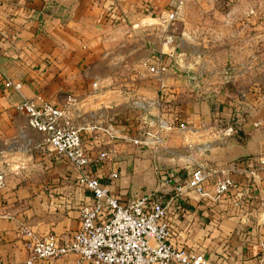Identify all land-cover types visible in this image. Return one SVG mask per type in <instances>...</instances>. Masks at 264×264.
Returning a JSON list of instances; mask_svg holds the SVG:
<instances>
[{
    "label": "crops",
    "instance_id": "1",
    "mask_svg": "<svg viewBox=\"0 0 264 264\" xmlns=\"http://www.w3.org/2000/svg\"><path fill=\"white\" fill-rule=\"evenodd\" d=\"M168 3L0 0V264H24L28 251L19 227L35 236L54 233L67 237L79 225L80 205L90 201L76 171L45 150L35 134L27 137L24 118L13 111V104L22 98L40 95L59 105L65 93L82 97L91 91L93 82L97 84L96 94L81 105L84 110L97 111L110 105L106 112L116 138L109 141L83 135L82 144L89 155L115 150L113 163L91 165L90 171L104 183L108 182L109 170L116 171L118 178L111 182L110 191L123 202L153 183L154 198L165 200L172 186L190 170L182 149L185 144H190L193 160L235 159L232 162L238 168L246 167L250 157L242 156L264 149L261 107H242L239 113L228 115V125L238 122V134L218 143L221 128L212 130L211 107L191 93V84L200 82V74L176 73L170 67L164 87L158 89L155 82L139 81L130 70H121L159 52V16ZM228 5L232 12L264 13V0H230ZM180 20L184 28L177 34L185 37L190 33L197 43L215 44L224 38L231 58L244 65L246 77L264 76V20L249 16L238 22L226 20L204 33L198 27L189 30L185 17ZM6 79L19 82V91L7 87ZM254 84L257 86L247 79V91H253ZM128 89L148 101L147 109L127 107ZM156 102L167 118L183 126L169 137L172 154L153 153L123 139L136 135L139 117L154 113ZM231 178L235 188L217 200L188 193L171 205L167 216L169 242L174 248L203 254L210 264H264V170L255 184L245 174L234 173ZM240 190L247 194L233 206L234 193ZM75 261L76 257L68 254L34 264Z\"/></svg>",
    "mask_w": 264,
    "mask_h": 264
},
{
    "label": "built area",
    "instance_id": "2",
    "mask_svg": "<svg viewBox=\"0 0 264 264\" xmlns=\"http://www.w3.org/2000/svg\"><path fill=\"white\" fill-rule=\"evenodd\" d=\"M186 1L169 0L167 9L159 16V52L138 59L121 70H130L139 81L155 82L158 89L164 87V77L170 68L165 60L172 57L175 50L173 25L181 19ZM5 85L15 92L20 89L19 82L9 79L5 80ZM96 85L93 82L91 91L82 97L65 93L59 105H52L40 95L22 98L13 104L14 113L24 118L26 127L37 135L39 144L56 159L68 163L76 171L79 185L90 195V201L78 209L77 229L67 237L54 233L35 236L25 227H19L28 251L24 264L50 261L68 254L76 257V264H210L203 254L174 248L170 244L168 210L188 193L212 200L230 193L235 188L231 178L234 173L248 175L250 182L255 184L259 173L264 170V152L249 157L247 166L243 168H238L233 162L217 166L205 160H193L191 146L185 144L182 149L186 151L190 170L181 182L172 186L165 200L155 199L153 190L120 201L110 191V184L118 178V173L110 169L108 182L104 183L90 171L91 165L113 163L116 160L115 150L108 148L89 155L82 144L83 135L109 141L116 138L106 112L111 108L110 105L98 111L84 110L81 105L83 100L96 94ZM126 94L127 107L135 109L142 104L144 107L138 109H147L148 101L130 89L126 90ZM155 109L154 113L139 117L135 136L123 139L153 153L172 154L174 152L168 145L169 137L183 126L167 118L160 103H155ZM219 132L220 137L231 135L232 126H226ZM2 180L0 172V187ZM246 194V191L241 190L235 192L233 206Z\"/></svg>",
    "mask_w": 264,
    "mask_h": 264
},
{
    "label": "rangeland",
    "instance_id": "3",
    "mask_svg": "<svg viewBox=\"0 0 264 264\" xmlns=\"http://www.w3.org/2000/svg\"><path fill=\"white\" fill-rule=\"evenodd\" d=\"M229 3L230 0H188L185 3L182 16L186 21H189V30L193 27L192 30H195L198 27L197 29H201L202 33L207 32L213 25H220L226 20L238 22L241 18H248V16L264 20V13L253 11L247 15L241 11L232 12L229 9ZM181 22L179 19L173 25L172 31L176 38L175 50L172 57L166 59L165 62L176 73L194 72L200 74V82L197 80L196 84H191L192 90H194L191 93H193L192 96H195L194 93H196V98L211 107L210 122H213L211 124L214 128L212 130L218 131L220 128H226L229 124L226 123L228 115L239 113L242 107L254 106L258 108L259 106L264 109V76L246 77L243 74L244 65L241 64V60L231 58L230 45L225 43L224 38L220 43L215 44L197 43L189 36L190 33L185 34V37L181 33L177 34L179 29L184 28ZM221 29L225 33L224 27ZM236 46L239 47V45ZM247 79L257 83V86L254 84L253 91H247L245 87ZM249 99L251 103H248ZM28 132V138L35 137L30 129Z\"/></svg>",
    "mask_w": 264,
    "mask_h": 264
},
{
    "label": "water",
    "instance_id": "4",
    "mask_svg": "<svg viewBox=\"0 0 264 264\" xmlns=\"http://www.w3.org/2000/svg\"><path fill=\"white\" fill-rule=\"evenodd\" d=\"M149 106V105H148ZM138 108H143L144 106L142 104H139L137 105ZM229 135H226V136H222L219 140H218V143H223L226 141V138L228 137ZM208 145H206L205 147H207ZM202 152H204L203 150H201ZM264 152V149L261 151V152H257V153H248V154H245L244 156L242 157H251V156H258V155H261L262 153ZM235 159H231V160H228V161H225V162H221V161H216V160H210L211 163H213L214 165H217V166H222V165H226L232 161H234ZM154 189V183L146 189L145 192H152Z\"/></svg>",
    "mask_w": 264,
    "mask_h": 264
},
{
    "label": "flooded vegetation",
    "instance_id": "5",
    "mask_svg": "<svg viewBox=\"0 0 264 264\" xmlns=\"http://www.w3.org/2000/svg\"><path fill=\"white\" fill-rule=\"evenodd\" d=\"M232 133L231 136H236L238 134V130H239V124L238 122H232Z\"/></svg>",
    "mask_w": 264,
    "mask_h": 264
}]
</instances>
